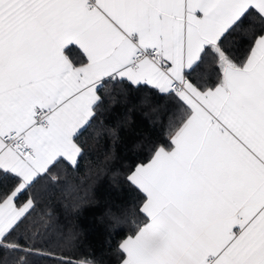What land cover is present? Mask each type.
I'll list each match as a JSON object with an SVG mask.
<instances>
[{"label": "snow or ice", "instance_id": "snow-or-ice-1", "mask_svg": "<svg viewBox=\"0 0 264 264\" xmlns=\"http://www.w3.org/2000/svg\"><path fill=\"white\" fill-rule=\"evenodd\" d=\"M134 86L175 110L124 174L119 264H264V0H0V250L96 264L44 253L28 221Z\"/></svg>", "mask_w": 264, "mask_h": 264}, {"label": "trees", "instance_id": "trees-1", "mask_svg": "<svg viewBox=\"0 0 264 264\" xmlns=\"http://www.w3.org/2000/svg\"><path fill=\"white\" fill-rule=\"evenodd\" d=\"M174 110V101L150 86H134L126 93L116 87L105 97L99 117L104 130L99 136L90 131L87 154L78 166L58 170L55 180L44 181L35 190L36 210L28 226L39 231L37 244L44 253L54 251L73 261L87 257L96 264H119L118 245L130 233L118 221L132 209L135 196L124 174L133 162L146 161L152 144L166 139ZM108 128L116 130L114 137ZM47 214L52 218L46 226ZM14 259L0 250V264H11ZM28 260L54 264L46 254Z\"/></svg>", "mask_w": 264, "mask_h": 264}]
</instances>
